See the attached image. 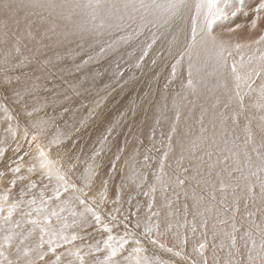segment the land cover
<instances>
[{"label": "rangeland", "instance_id": "obj_1", "mask_svg": "<svg viewBox=\"0 0 264 264\" xmlns=\"http://www.w3.org/2000/svg\"><path fill=\"white\" fill-rule=\"evenodd\" d=\"M2 1L4 2V0H0V5H2L3 3ZM195 1L196 0H187V5L189 7L187 6L186 8L182 9L180 14L177 15L178 17L176 16L177 19L176 17H174L171 20V23L169 22L170 23L169 26H168L169 23L167 25L164 24L165 26H167V27L163 26L166 29L161 27L162 26L161 24L157 25V28L158 27L163 28V29L159 28L161 31H159L160 33L158 32V34L164 33L166 38L160 36L154 40V42L152 43V46L150 47L151 51L154 50V52L151 56H149L148 59L145 58V51L142 57L134 56L135 53H133V55L132 53L131 54L129 53L127 54V56L123 55L122 56L123 60H128L125 67L121 65L123 66V68H120V65L114 62H113L114 64L110 62L108 66L109 70L101 74V77H103L102 81H99V82L97 81V83L99 84H97L94 81V77L97 75V72L93 70L92 71L93 73L91 74L94 77L91 75L87 77V85L84 86L85 88L82 85V81H80V79L81 80L83 79L82 75L80 74V71L78 69H75L76 71L75 70L73 71V68L78 66L76 61H73L72 63H70L69 67H64L68 63L67 58L69 57L70 59V55L71 57L74 56L72 54L73 47L70 45L63 46L62 47L63 50L65 49L63 52L59 46L55 45L57 43L66 42L60 37L61 31L66 26L68 28L73 27L74 24L72 25L70 22L77 23L78 20H76V14L73 16V21L71 20L68 21L66 18L69 16L68 7H63V8L57 7L54 10H49L48 8H41V7H35V8L28 7V8H23V9H14L15 12L17 11V14H14L15 12L12 13L13 10H9L7 14L5 13V11H3L4 15L0 13L2 14L0 15L1 19H4V17L7 16L8 17V18L6 17L7 21H10L12 23L13 21L11 20H14V22L12 23L13 25L10 22H9L10 24L7 23L9 24L10 27L8 26L7 28H1L3 27V24L5 21L3 22L0 19L1 21L0 25L2 24L0 26V37L4 38V39L3 38L0 39V43L1 41L4 40L0 44V54H2L0 56V149L4 150L3 157H0V171L5 172V176L3 178H0L1 179L0 180V195H1L0 197L2 198V202L0 201V208H2V211H0V220H1L0 232L3 233V234L0 233L1 235L0 236V246H3L5 256L8 259L12 260L13 258L12 260L13 264H19V263L27 264L26 262H28L29 260L33 261L34 264H45V261L50 262L51 260L55 259V256L53 255V253L48 251L49 244L47 242L50 239L53 240V244H52L53 247L56 245H60L59 247H56V255H61L63 264H69V262H71V264H79V261L76 259L75 256L69 255V251L75 252L77 249L80 250L81 255H84L85 260L89 262V264H91V262L96 261V260L103 261L104 257L108 255V250L106 249L104 245V241L108 238L109 235L114 237L111 243H113V245L117 247H118V243L121 242L119 240L121 237H124V239L128 240V243L124 245V248L120 252H118L116 257L113 258V260L117 264H136L137 258L142 259L144 257H147L150 264H154V263L155 264H193L195 260H196L195 264H205L204 260L206 264H208L207 262H210L209 264L211 263L217 264L218 262L220 263L221 261H222L221 264H249V262H247L248 261L247 260L248 259L247 249L252 243L251 238L255 239L256 237V239H259L261 237V234L260 232L256 231L257 228L255 224V221H256L255 217L250 218L249 216L251 215V213H248L246 211L244 212L245 209L244 208L242 209L241 207L243 204L245 205L250 204V206L252 207L256 200H258V202L260 201L261 203H263L264 201V195H263L264 191H262V185H264V172L260 170L261 161L259 159V156L257 155V160L259 162L256 160L255 164H253L251 167H247V171L243 167H242L243 170L241 169V167H232L228 169L225 167V170H224L223 169L224 166H221V168L219 166V162L216 158L217 155L214 159L213 158L211 159L210 161L211 164L208 163L205 156H204L205 160L202 159L203 157L202 158L199 157V155L202 152H204L203 147L206 146L208 142L206 143L204 140L202 141L200 139L198 140V138L201 137V135H199L196 139L195 133H190L189 134L190 142H193L195 140L197 142L195 144L196 147L190 146L191 148L188 150V153H187V158H190V155L192 154V160H186V157L184 158L182 156L183 153L181 155L178 153V150H179L178 145H176L177 146L176 148L175 146L172 148L173 153H171L170 159H166L165 154L169 151V150L167 151L168 145L166 143H168L167 139H169L170 135L169 137L164 138L166 140V143H165L164 142L165 140H163L162 137H165L166 135L168 136V134L167 133L163 134L162 129H166V127H165L164 122L161 123V122L156 121L157 120L156 116L159 113L158 112L159 108L156 109L153 107L155 105L154 103L155 100L153 101V95L154 96L157 95V92H158L157 89L159 86H161L160 81L162 84L166 85V88H168L170 85V81H171L170 74L174 75L173 66L175 62L178 60V58L183 53H185V49H192L194 47L193 46L192 48H189V45L192 39V27H193L192 17L195 16L196 14V11H195L196 2ZM256 1L257 0H246V1L245 0H231V2L234 3L233 4L234 7L238 6L241 9L242 8L244 9L246 7V3H250V5H256V4L258 5L259 2L258 1L256 2ZM7 2H9L10 4H14V5L17 4V2L18 4L22 2L27 4L29 3V0H17V1L9 0ZM36 2L43 3L44 0H36ZM47 2L48 1L45 0L44 3H47ZM52 2H54V0H52ZM74 3L81 5L80 7H77L80 12H85L86 8L83 7V5L87 3V0H58V5H61V6H70ZM257 5L254 6V8H256ZM1 9L4 10L2 7H0V11ZM252 9L253 8L251 7V10L249 12L250 15L248 13L246 14L242 13V11L238 12L236 16H231L229 14L226 19H221L220 25H215L213 26V28L220 27L219 30L222 31L220 33L224 34L222 36L223 38H226V36L230 32L236 35L239 34V37H240L239 44L242 46L244 44V36L246 35L247 30L250 27V24H247V22L250 20L252 16V12H253ZM73 10L74 9H71V12H73ZM63 18L66 24L63 22ZM201 19L203 20V17H201ZM190 20H191V23H189ZM15 21L17 24L21 23V25L24 23H27L24 25L25 28L28 27L29 23L31 24L33 23L35 25V29L32 30L29 28L28 30L30 31L29 32L26 31V33H29V35L34 34L38 39H41V27H45L48 38L54 41H58V42L55 44L54 43L52 44L53 48H52V45L50 46L52 49L48 47L47 49L49 51L47 49L41 51L42 49H41V44H40L39 49L37 48H35L36 50L34 49L36 52L34 53L33 48L29 46V44L26 43L27 42L26 39L16 34L17 37L19 36L18 38L20 39V41L24 40L22 44L21 43L22 41L20 42L18 39L13 38V37L16 38V36H13L15 35L14 34L15 29L13 28L16 25ZM175 21L177 22L175 23ZM81 24H76V25H81ZM153 26H156V24H154ZM11 27L13 29H11ZM119 28H120L119 25L117 27H114L115 30ZM3 29H6V30H3ZM229 29H235V30L229 31ZM1 30L3 32L5 31L7 34L9 33L14 41L8 40V39H12L8 35H7L8 39H6V36L4 35L5 32L3 34ZM167 30L168 32H166ZM199 30H200V25L197 23L198 33H199ZM10 31L12 34L10 33ZM20 32L24 34L25 31L22 32L21 30ZM215 32L216 30L213 31V33ZM143 34L144 33H142V35ZM147 34H146V38L145 37L143 38L141 34L136 36L139 38V39L137 38L138 41L139 42L141 41L140 44L142 46L144 45L143 47H146L145 44L147 45V43L149 42ZM140 38L142 39L140 40ZM6 40L9 45L5 43ZM16 42H18L16 46L20 45L23 48L21 50L19 49L18 53H16L17 51L15 52V50L21 47H15L14 44ZM221 42H224V41L222 40ZM210 43L211 42L202 44L200 42V36L198 35L197 43L195 46L201 47V48H208ZM25 44L27 47H25ZM232 44H234V41ZM224 45H225V50H226V44L224 43ZM54 48L55 50H57L56 52L55 51L53 52ZM56 48H58L59 50ZM150 48L147 49L146 51L147 53L149 52ZM24 50H26L27 52H25ZM31 50L33 53L31 52ZM22 51H24L23 52L24 54L22 53ZM60 51H62L63 53ZM30 52L36 57V59L38 58L37 56L39 54L41 55L43 54L44 56H41L36 60L34 59L35 57L32 54H30ZM28 53L30 54L29 55L30 57L28 56ZM48 56L50 57V59ZM18 57L20 60L16 59ZM31 57L33 59H31ZM7 58L10 60H8ZM53 58L57 60L53 61L54 60ZM130 58L132 60H130ZM133 59L135 61H133ZM42 60H44L46 64L48 63L47 61L49 60L54 64L50 63L49 61L50 64H47L49 67H46L47 65L43 63L44 61ZM5 61H8V63ZM232 62L237 65V68L238 67L240 68L242 73L245 70H248L250 68L249 67L247 69H244V68L241 69L240 67L241 64L250 65L249 63L238 61L234 58H232ZM43 64L46 65L45 68ZM60 65L61 67L62 66L63 67L61 68ZM140 65H142V67L139 68ZM57 67H58V70H57ZM64 68L66 69L63 70ZM114 68L116 69V73H114V70H115ZM254 69L256 71H259L261 69V66L255 67ZM23 70H24V73H23ZM118 70L121 71L119 75L117 74ZM56 71L58 72V74L56 73ZM86 72L88 73V71ZM94 72H96V74H94ZM261 74L263 77L264 72H262ZM115 76L119 79V81L123 80L124 83H121L119 85L118 84L113 85V82L115 83L117 81ZM111 77H113V79H111ZM122 77H124V79ZM257 79H258L257 76L253 75L252 88H253V84L256 82ZM65 80H68V82ZM94 82L95 84H97L96 86ZM103 82L106 84H103ZM107 83L108 84L110 83V84L108 85ZM88 87H91V88L93 87V88L90 90ZM241 87L242 88L239 89V93L241 95L237 96L236 94L235 97H237V99L239 98L238 102L240 101L242 102V103L241 102L239 103L241 108L244 111L247 110L246 112H243V115L241 114V116L245 117V118L243 117L246 121L245 125H247L246 127H249L252 137L253 136L255 137L251 140V142L256 147H259V150L257 151L260 153V156L262 158L264 157V131H263L264 129L262 127L264 126V108L260 106L259 102H255L254 99H252V101H249L251 97L249 93L252 92V89L249 90L244 86H241ZM246 95H247V100L244 101V98L246 99ZM145 99L147 100L146 103H145L146 101ZM155 107H157V105ZM235 110L240 114V108L238 104L236 105ZM155 111H157L158 113H156ZM149 116L151 117L147 124V119L149 118ZM173 116H176V114H174ZM254 121L257 123V125L256 124L254 125ZM150 122L153 124V126L150 124ZM159 123L161 125H159ZM162 124H164L163 125L164 128H162ZM145 127L148 129H146ZM149 127L152 128V131L151 129L149 130ZM216 129L218 130L217 127ZM139 130H142V133H140V135H139V132L141 131ZM144 130L146 131V133ZM240 130L242 131L241 128ZM225 131L226 132L228 131L227 127L225 128ZM160 133H162L164 136H162V134ZM150 134H153V135L155 134L154 135L155 139L153 138L155 141L152 139L153 135H150ZM221 134L222 133H220V135ZM247 135H248V131H247ZM33 137H35V140H33ZM225 137L224 135L222 136L223 139ZM148 138L150 140H148ZM202 138L206 139L207 137L203 136ZM206 140L208 141V139ZM161 142L163 143V145ZM165 144L167 146H165ZM199 146L201 147V149H198ZM18 148H19V151H17ZM121 148L124 149L123 152H119V149ZM219 148L220 147H217L218 154H219ZM33 149L35 151H32ZM38 149H43V151L45 152L46 160L51 162L49 163L53 167V172H58L59 175L63 176L64 181L58 182L54 178V176L51 178V180H49V178L45 174H43V172H40V170L38 169L39 165L35 164L36 160L38 161L37 163L40 164L42 159H45V158L44 157L39 158ZM36 150L38 151V153L36 152ZM199 150L202 152L197 154ZM231 150L233 152V155L235 156L233 147ZM9 152L11 154H9ZM35 152L37 154H35ZM118 154L120 158L117 160L116 157ZM195 154H197V156L199 157L197 161L200 162V160L202 159V161L200 162L201 164H205L206 162L207 164H209V166L212 165L213 170H216V167H217V170H219L218 172L213 173L214 176L212 175L213 176V177L211 176L212 178L210 177V179H214L216 177L217 178L215 180L210 181V183L212 181L213 182L215 181L216 186H215V183L213 185V182L210 184L209 190H211V188L212 190L210 191L211 194L209 196H207L202 191V188H203L202 184L203 186L207 185L206 184L207 179L203 177L202 172H199V169L203 167L195 168V172H197L196 174L197 177L195 176L196 179L194 178L195 182L194 181L193 182L196 185L193 188V185L191 183L187 185V183L191 182L192 180L191 179L192 176L189 175L190 171L189 173L187 172L189 168L188 169L185 168V172H182L180 171L181 170L180 168L178 170L176 167L173 166L176 164L182 165L183 163H193L195 161ZM203 155H205V153H203ZM203 155H200V156H203ZM12 156L14 159L12 158ZM6 157H9V158L11 157V161L9 160V158L6 159ZM20 157H23V159L21 160ZM130 157H134V158L130 159ZM145 157H147V159H145ZM113 162H115V169H113L112 167ZM161 163H163V170H161ZM18 164L20 165L19 173L13 174L12 172L6 170V166L8 168H14ZM146 165L147 166L150 165L149 168ZM235 166H236V163H235ZM29 167H32L34 169L31 173L28 172ZM205 170L206 169H204L205 173L210 172L209 169H207L206 171ZM162 171L166 174L167 176L166 178L169 179V181L168 179H166L168 181V184L171 181L175 180L176 178H177L176 179L177 182L180 180H183L184 183L182 185V188L184 184L186 183L185 184V186L187 185L186 188H190L191 190V191L189 190V192L191 193L192 190L193 192L197 191L196 194L200 195L201 201H205L206 204H203L204 202H201V201H200L201 203H199L198 199L200 200V198L197 199L196 197H192L191 194L189 197H187L186 194H184V192L178 189L177 185L175 188L169 189L171 188L170 186L172 184L167 185V182H166V185H165L161 183L162 181L160 180H162V178H160V180H158L160 182H158L157 177L161 176L159 174L162 173ZM225 171H227V173L231 174L232 176L231 177L232 180H230V182L226 181V174L224 173ZM41 173L43 175H41ZM198 173H200L201 175H198ZM217 173L218 175L216 176ZM180 174L183 176H181ZM20 176L25 177V179L23 180L19 179L18 177ZM257 176H259L260 178ZM32 177H34V179ZM14 178L16 179V183L13 186L10 184V181ZM220 178L222 179V181L220 180ZM199 179L201 182L199 181ZM2 180L4 183H2ZM44 181L45 182L48 181V183L45 184ZM29 182L36 183L35 184L36 187L29 188L28 187ZM139 182L140 183L142 182V183L140 184ZM58 183L60 185L61 196H60V199L57 200L55 198L54 189L57 187ZM65 183L68 186L67 191H64L63 189ZM158 183L161 184V186ZM72 185H75V187L73 188ZM259 185L261 188H259ZM163 186H165L166 188L168 186L169 188L165 189V187L163 188ZM196 186H198L197 189H196ZM153 189H155V191H153ZM174 189H176L180 193L179 195L180 199H178V197L176 198V193H174ZM161 190H164L163 192H166V191L169 192V190H171L170 192H173V194L175 195L173 196V198H171L173 194L170 196L169 194H167L170 198L167 197V199H165L162 196H160L161 195L160 193H162ZM158 192L160 193L158 194ZM7 194H8L7 196L8 199L3 200V196ZM41 194H43V197L45 200L46 198L51 197L50 199L51 201L47 199L48 200V201L46 200L47 203L42 205L40 202ZM101 194H103V196ZM64 196L66 197V200ZM77 197L79 199H77ZM24 198L27 200H25ZM33 198H35L37 205L36 204L33 205L29 203L30 202L29 199L32 200ZM61 198H62V202H61ZM182 198L188 200L187 203L188 202L193 203V205H196V206H200V205L207 206L206 209H202L199 211L200 213H198V215L200 217H202L201 214L203 216L207 215L206 213H203V212L208 211V213H210L213 210V212H211L213 214V215L211 214L213 218H217V216L219 215L218 218L220 217L224 219V220L221 219L222 222H225L223 223L224 225L233 228L231 229V232L235 236L236 243L234 246L232 243L233 241H231L232 239L230 238V235H228V233H230L229 231H227L228 232L227 234L224 233L225 235V236L223 235L224 237L222 236V238L224 239L222 238L220 239L221 241L223 240L222 241L223 247L228 249V252L226 253L230 255L227 256V254L223 252L219 253L221 251H217L218 253L216 252V257L218 258L220 255H222V258L220 257L221 261L216 260L212 262V260L213 259L215 260V258H212V259L209 258L210 261L209 259H207L209 256L210 257L212 256L210 255L211 250L209 249V246H207L208 243L207 242L204 243L205 240H207L205 239L207 235L206 233L207 229L205 228L207 226L203 224L205 225L203 229L202 227H199V226L196 227V228L199 227L198 229L191 228L193 227L194 223L192 222L190 218H188L189 217L188 209L186 207L183 209L180 207V200ZM195 198L197 199V201L195 200ZM162 199L166 201L164 202ZM9 200L12 201V202L10 201L12 205L14 204L17 205L12 210V215L10 217L8 216V212H9V209L12 208V206L9 208H7L6 206L7 205L6 203ZM81 200L84 201L83 204L80 203ZM159 200L163 202H160ZM65 201H67L68 204L65 203ZM126 201L128 202L127 204H126ZM3 203L4 205H2ZM162 203L163 204L168 203V204L163 205ZM169 204H171L170 206H173L176 210H174V208L172 209V207H169ZM26 205L28 206V208ZM38 205H41V206H38ZM44 205H47V206H44ZM129 205L131 206L133 205L136 208L131 207ZM162 205L164 206L163 209H161ZM208 206L211 208V210L208 208ZM37 207H40L43 209L46 208L45 211L49 215L51 214L50 212L52 211H55L58 215L51 216L50 223L44 224L43 223L44 213L42 212L38 214L35 210ZM103 207L105 208V210ZM253 208H256V207H253ZM61 209H63V211H61ZM89 209H91V211H89ZM215 209H217L216 212H215ZM162 210H165V211L162 212ZM93 213H96L97 215H99L100 217L99 222H96ZM81 214L83 215L85 219H87L88 223H86L85 226L84 224H82V222L84 221L81 218ZM183 214L186 215V218ZM129 215L132 217L131 221L129 220L130 218ZM156 215L160 217L162 216L161 218H163L162 221L164 222V225L162 224V228H164L166 225L165 227L166 230L170 228L171 226H173V223H174L172 222L173 220L176 221L174 227H176L177 232L172 233L173 237L175 238V239L174 238L172 239L175 240L176 246H172L170 244L169 246L168 243L166 242H163V241L161 242V240L154 239V236H153L154 230H151L149 228V225H150V217L156 216ZM221 215L222 216L224 215V216L221 217ZM164 217L165 219L168 218L167 222H165L166 220L164 219ZM174 217L179 218L180 222L177 218L174 219ZM181 218L183 219L181 220ZM32 219H39L41 221V226L46 227L49 230L48 233L44 234L43 239L44 241L46 240L45 241L46 243L45 242L43 243L42 248L37 247L38 245L41 244L40 228L29 223V221ZM219 219H217V222L219 223V225H221V221ZM242 219H243V223H241L242 221L240 222L238 221ZM12 220L14 221V224L17 222L15 225L21 223L20 224L21 228L19 227V225H18V228L15 227ZM25 222L27 225H25ZM8 223L9 225L7 226ZM168 223H170V225ZM65 224H67L68 226L64 227ZM11 225L13 226V228L18 229V230L14 229L15 232L18 231V233L11 232L10 230V228L12 229ZM22 225H25L26 227ZM99 225L100 226L102 225V226L100 227ZM105 225H107L108 228L113 232L105 231L104 229ZM125 225H127V229L125 228ZM2 227L5 230H3ZM22 228L24 230H22ZM31 229L33 230L31 231ZM78 229H80L81 231ZM165 229H163V233L165 232L164 231ZM204 229L205 231L202 232V230ZM14 230L12 229V231ZM27 230H29V232L26 233L28 236L27 235L23 236V234L25 235V231ZM237 230L239 233L237 232ZM239 230L241 231V234ZM197 231H199L200 234H197L198 233ZM10 232L13 233L14 235L12 236ZM22 232L23 234H21ZM102 232H105V233L107 232V234L104 233V237H103ZM201 232L204 233V236L203 234L201 235ZM235 233H237L238 235ZM113 234L115 236H113ZM155 234L156 236L165 239V234L163 235L162 234L160 235L159 233H155ZM3 235L5 236L3 237ZM16 235L17 236L19 235V237H17ZM62 235L65 237H69L70 242L65 243V241L60 238ZM71 235H76L77 239L74 241H71ZM184 235L185 236L188 235V236L185 237ZM194 235H198L197 236L198 238L201 237L200 238L201 240L193 239ZM7 236H11L10 242L5 241V237ZM26 237H29V239H27ZM92 237L94 239H92ZM100 238L102 240H100ZM240 238H241V242L239 240ZM168 239L172 240L171 238H168ZM17 240H18V243H17ZM77 240H79V242H77ZM137 240L139 241L138 244L136 243ZM182 240L183 241L185 240L188 244H186L185 241L183 242ZM189 240L193 243V247L188 246V245H191V242L189 243ZM93 241H94V244L92 243ZM152 241H156V243H153ZM202 242L206 246L204 245L205 248L203 247V249H200V245L203 244ZM27 243H29L30 245ZM236 244H238L240 248ZM34 245H35V248H33ZM161 245H163V247H161ZM95 246H100L101 248L95 247ZM216 246L220 248L219 240L214 246L215 247L214 250L219 249ZM171 247L172 248L174 247V248L172 249ZM97 248H99L100 251L101 249L102 250L106 249L105 251H103L104 256L102 255V257H100L101 252L96 251ZM137 248H140L141 251L136 252L135 249ZM242 248H244V250ZM26 249L31 250L29 251L28 256L24 255V252ZM168 249H171V251H169ZM183 249H185V251ZM242 251L244 254H242ZM177 252H179L180 255H176ZM206 252H207V255L209 254L208 257L206 256ZM254 252L255 251H253L252 253L253 257L256 254V252L255 253ZM38 253H46L45 261H40V259H38V255H37ZM238 254L240 257L238 256ZM196 255H198L199 257ZM201 257H204V258H201ZM241 257L245 259L243 260ZM255 257L254 259H257ZM235 261H237L238 263ZM256 264H258V261H256Z\"/></svg>", "mask_w": 264, "mask_h": 264}, {"label": "bare ground", "instance_id": "obj_2", "mask_svg": "<svg viewBox=\"0 0 264 264\" xmlns=\"http://www.w3.org/2000/svg\"><path fill=\"white\" fill-rule=\"evenodd\" d=\"M7 1H9V0H7ZM17 1V0H16ZM48 1V0H47ZM246 1V0H245ZM258 2H260V0H257ZM256 1V2H257ZM3 2V1H2ZM44 2H45V0H44ZM43 2V3H44ZM122 2H123V0H104V3L105 4H111V3H115V4H122ZM196 2V1H195ZM9 3V2H8ZM54 3L55 4H57L58 5V0H54ZM17 4H18V2H17ZM232 4H234V3H232ZM257 5V4H256ZM256 5H250V3H246V7L243 9V11H242V13H248L249 14V12H250V10H251V7L253 8L252 10H253V12H252V16H251V18H250V20L247 22V24H250V27H249V29L247 30V33H246V35L244 36V44L239 48V49H237L236 48V45L237 44H239V41H240V37H239V34H234V33H232V32H230L227 36H226V38H223L222 36L224 35V34H222V33H220V32H222L221 30H219L220 29V27L219 28H214V30H216V32L215 33H213V35L216 37V42H217V44L216 45H214L213 43H210V45L208 46V48H201V47H196V46H194L192 49H185V53H183L179 58H178V60L177 61H179V63H177V61L175 62V69H173V72H174V75H172V74H170V85H169V87L168 88H166V85H164V84H162L161 83V81H160V84H161V86H159L158 87V89H157V95H153V101H154V103H155V105L153 106L154 108H156V109H158V112L157 111H155L156 113H158V115L156 116V121H158V122H164V124H165V127H166V129H168V130H166V129H162V128H164L163 127V125L164 124H162V130H163V134L165 133H167L168 134V136L166 135L165 137H162L163 138V140H165L164 138H166V137H169V135H170V137H169V139H167L168 140V143H166V140L164 141L167 145H168V147H167V153H166V159H170V155H171V153H173L172 152V148L175 146V148L177 147L176 145H178L179 146V150H178V153L181 155L182 153V156L185 158L186 157V160H192V154L190 155V158H187V153H188V150L191 148V147H196V140L195 141H193V142H190V138H189V134L190 133H195V136H196V139H197V137L199 136V135H201V137H199L198 138V140L200 139L201 141L202 140H204L206 143L208 142V144H206V146H204L203 148V150H204V152H202V151H200L199 150V152H197V154L198 153H201L200 155H203V153H205V155H203V156H200L199 155V157H203L202 159L203 160H205L204 158L206 157V159H207V161H208V163H210V161H211V159L213 158H215L216 157V155H217V160H218V162H219V166H220V168H221V166H224V170H225V167L228 169V168H232V167H241V169H242V167L247 171V167H251L253 164H255V162H256V160H257V155L259 156V159H260V161H261V156H260V153L257 151V150H259V147H256L252 142H251V140L253 139V138H255L254 136L252 137V134H251V132H250V130H249V127H246L247 125H245V123H246V121H245V117L243 118L242 116H241V114L243 115V112H246V111H244L242 108H241V106H240V102H238V99H237V97H235L236 96V91H237V88H236V82L234 81V78H233V75H232V72L230 71V69H231V65L233 64V62H232V58H234V59H236V60H238V61H242V62H245V63H249L250 65H244V69H247V68H249L248 70H245L243 73H246V72H248V71H256L254 68L255 67H264V65H262L261 64V62L259 61V56L261 55V53H264V43H260V44H255V43H252L253 41H257V40H259V38H260V36L261 35H264V12H261V13H259L258 15H259V19H257V23H256V27L255 28H253L252 27V24H251V22H252V20L253 19H255L256 17H257V13L254 11V6H256ZM234 6V5H233ZM189 7V6H188ZM3 11H5V10H2L1 9V11H0V13H4ZM90 9H88V8H86V10H85V12H80L79 11V9L78 8H74V10H73V12H71V14H70V17L69 18H67V20L69 21V20H71V21H73V16L76 14V20H78L77 21V23H72V22H70L72 25L74 24V26L73 27H70V28H68L67 26L65 27V28H63L62 29V31H61V34H60V37H61V39H63V40H65L66 42H63V43H57L58 41H54V40H52V39H49L48 38V35H47V31H46V29H45V27H41V39H38L34 34H30L29 35V33H26V31L27 32H29L30 30H28L29 28L30 29H32V30H34L35 29V25L32 23H29L28 24V27L27 28H25L24 27V25L25 24H27V23H24V24H22L21 25V23H19V24H17L16 23V21H15V23H16V25L13 27L15 30H14V34L15 35H13V36H16V38L15 37H13L14 39H18L19 41H20V39L18 38L19 36H21V37H23L24 39H26V43L27 44H29V46H31L32 48H33V52L34 53H36L35 52V48H37V49H39V45L41 44V51H43V50H45V49H47L48 47L49 48H51L50 46L54 43H57V44H55V45H57V46H59L60 47V49L64 52V50H63V46H66V45H70V46H72L73 47V49H72V54L74 55L73 57H71V55H70V59H69V57L67 58L65 55V57L68 59V63L66 64V66H64V67H69V64L70 63H72L73 61H76V63L78 64V66H76V67H74L73 68V71L75 70V69H78L79 71H80V74L82 75V77H83V79L81 80L80 79V81H82V85H83V87L85 86V85H87V77L89 76V75H91V76H93L91 73H93L92 71L93 70H95L96 72H97V75L94 77V81L97 83V81L99 82V81H102V78L103 77H101V74L102 73H104V72H106V71H108L109 70V68H108V66H109V64H110V62H114V63H116V64H118V65H120V68H123V66L125 67V65H126V63L128 62V60H123V55H126L127 56V54H131L132 53V55H133V53H135L134 54V56H143V54H144V51H147V49H149L150 47H148V45H151L152 46V43H153V41L157 38V37H160V36H162V37H165L166 38V36H165V34L164 33H162V34H158V32L159 31H161L159 28H161V27H163V26H165L164 24H163V22L162 21H155L154 23H142L139 19H136L135 21H132V20H128V19H125V20H123V21H121V20H119L117 17L119 16V15H122L123 13H122V11L121 12H113L110 16L109 15H107V10L106 9H102L101 10V12L102 13H104V17H105V20H106V24H105V27L103 28V29H95L94 30V24H99V19H97L95 22H93L91 19H90V15H89V13H90ZM15 12V10H13V12L12 13H14ZM183 12H184V10H183ZM2 14H0V15H2ZM10 14H11V12H10ZM10 14H9V16H10ZM14 14H17V11L14 13ZM13 14V15H14ZM4 15V14H3ZM250 15V14H249ZM7 17V16H6ZM6 17H4V19H1L3 22L5 21V20H7V18ZM12 17V16H11ZM178 17V16H177ZM177 17H176V19H177ZM250 17V16H249ZM193 18V17H192ZM9 20V19H8ZM11 20V19H10ZM180 20H181V18H180ZM11 21H13L14 22V20H11ZM184 21V20H183ZM1 22V21H0ZM10 21H7V23H9ZM12 22V23H13ZM63 22L65 23V21H64V18H63ZM172 22H174V21H172ZM177 21H175V23H176ZM202 22V19H201V17H197V23L200 25V23ZM221 19L220 20H217L216 21V23L214 24V26L215 25H220L221 23ZM11 23V22H10ZM9 23V24H10ZM11 23V24H12ZM81 23H83V24H81ZM170 23H171V21H170ZM170 23L168 24V26L170 25ZM189 23H191V20H190V22ZM193 23V22H192ZM9 24H8V26H9ZM66 24V23H65ZM76 24H81V25H76ZM154 24H156V26H153ZM162 25L161 27H158L157 28V25ZM183 24H184V22H183ZM2 25V24H1ZM0 25V26H1ZM13 25V24H12ZM120 26V28L119 29H117V30H115L114 29V27H117V26ZM190 25V24H189ZM20 26V27H19ZM173 26V25H172ZM10 27V26H9ZM11 27V29H13ZM165 27H167V26H165ZM1 28H4V27H1ZM21 28V29H20ZM164 28V27H163ZM163 28H161V29H163ZM164 29H166V28H164ZM3 30H6V29H3ZM22 30V32L23 31H25L24 32V34L23 33H21L20 31ZM244 30V29H243ZM11 31H13V30H11ZM11 31H10V33H11ZM148 31H149V33H148ZM1 32H3L2 30H1ZM5 32V31H4ZM4 32H3V34H4ZM8 32V31H7ZM20 32V33H19ZM165 32V31H164ZM166 32H168V30L166 31ZM6 33V32H5ZM19 33V34H18ZM142 33H144L143 35H145V36H143L142 35ZM148 33V34H147ZM160 33V32H159ZM170 33V32H169ZM169 33H168V35H169ZM12 34V33H11ZM19 35L18 37H17V35ZM141 34V36L144 38H146V34H147V37H148V43H147V45L145 44V46L146 47H143L141 44H140V42L138 41V37H136V36H138V35H140ZM167 34V33H166ZM5 35V34H4ZM8 36H10V34L8 33L7 34ZM164 35V36H163ZM172 35V34H171ZM3 36V35H2ZM153 36V37H152ZM242 36V35H241ZM5 37V36H4ZM11 37V36H10ZM20 37V38H21ZM150 37H152V38H150ZM169 37V36H168ZM170 37H172V36H170ZM1 38H3V37H0V39ZM12 38V37H11ZM13 38L12 39H8V37L6 36V39H8V40H13ZM22 38V39H23ZM138 38V39H137ZM4 39V38H3ZM137 39V40H136ZM142 38H140V40H141ZM137 42H136V41ZM167 40V39H166ZM224 41V43L226 44V50H225V57H226V59L225 60H220V59H218V56H217V52H218V47H217V45L219 44V42H221V41ZM4 41V40H3ZM3 41H1V43L3 42ZM14 41V40H13ZM12 41V42H13ZM16 41V40H15ZM22 41V40H21ZM20 41V42H21ZM24 41V40H23ZM23 41L21 42L22 44H23ZM29 41V42H28ZM143 41V40H142ZM233 41H234V44H232L233 43ZM19 42V43H20ZM0 43V44H1ZM5 43L6 44H8L7 43V40L5 41ZM4 43V44H5ZM18 42H16L14 45H15V47H21V48H18V49H23L22 48V46H16V44H17ZM20 43V44H21ZM11 44V43H10ZM157 44H158V42H157ZM184 44V43H183ZM9 45V44H8ZM7 45V46H8ZM240 45V44H239ZM13 46V45H12ZM3 47V46H2ZM25 47H27L26 46V44H25ZM7 48V47H6ZM52 48H53V45H52ZM51 48V49H52ZM65 48V47H64ZM70 48V47H69ZM8 49H10V48H8ZM27 49V48H26ZM35 49V50H34ZM50 49V50H51ZM56 49H58V48H56ZM3 50V49H2ZM29 50V49H28ZM48 50V49H47ZM59 50V49H58ZM8 51H10V50H8ZM7 51V52H8ZM25 52H27L26 50H24ZM24 51H22V53L24 52ZM49 51V50H48ZM52 51V50H51ZM56 52L57 50H55V48H54V50H53V52ZM62 51H60V52H62ZM15 52H16V50H15ZM14 52V53H15ZM31 52H32V50H31ZM30 52V54H32ZM62 52V53H63ZM70 52V51H69ZM153 52H154V50L153 51H151V48H150V50H149V52L147 53V55H145V58H149V56H151L152 54H153ZM16 53H18V52H16ZM21 53V54H22ZM38 53V52H37ZM66 53V52H65ZM64 53V54H65ZM230 53V54H229ZM6 54V53H5ZM24 54V53H23ZM29 53H28V56L30 55ZM55 54H57V53H55ZM60 54V53H59ZM2 54H0V56H1ZM33 55V54H32ZM40 55V56H39ZM37 57L39 58V57H41V56H44L43 54L41 55V54H39ZM48 55V54H47ZM62 55V54H61ZM60 55V56H61ZM3 56H4V54H3ZM18 56V55H17ZM34 56V55H33ZM32 56V57H33ZM55 56V55H54ZM53 56V57H54ZM63 56V55H62ZM22 57H23V55H22ZM26 57V56H25ZM30 57V56H29ZM31 57V59H33ZM49 57V56H48ZM252 58L251 60L249 59V58ZM37 58V59H38ZM42 58H44V57H42ZM46 58V57H45ZM136 58V57H135ZM8 59V58H7ZM16 59H18V60H20L19 59V57L18 58H16ZM30 59V60H31ZM34 59H36V57L34 58ZM36 59V60H37ZM49 59H50V57H49ZM54 60L53 61H55V60H57V59H55V58H53ZM125 59V58H124ZM141 59V58H140ZM8 60H10V59H8ZM18 60H16V61H18ZM22 60H24V59H22ZM130 60H132L131 58H130ZM129 60V61H130ZM14 61V60H13ZM40 61V60H39ZM42 61H44V60H42ZM50 61V60H49ZM49 61H47L48 63L47 64H50V63H52L51 61H50V63H49ZM133 61H135L134 59H133ZM5 62H7L8 63V61H5ZM58 62V61H57ZM13 63V62H12ZM40 63V62H39ZM43 63H45L46 64V62L44 61ZM113 63V64H114ZM134 63V62H133ZM137 63V62H136ZM14 64H15V62H14ZM42 64V63H41ZM46 64V65H47ZM52 64H54V63H52ZM51 64V65H52ZM60 64V63H59ZM115 64V65H116ZM44 65V64H43ZM46 65H44V68H45V66ZM50 65V66H51ZM121 65H123V66H121ZM189 65H191L192 67H191V71H192V76H191V79L193 80V86L192 87H189L188 86V80H189ZM46 67H49L48 65L46 66ZM53 67H54V65H53ZM53 67H52V69H53ZM60 67H61V65H60ZM63 67V66H62ZM61 67V68H62ZM117 67V66H116ZM119 67V66H118ZM127 67V66H126ZM140 67H142V65H140L139 66V68ZM129 68V67H128ZM66 68H64L63 70H65ZM115 69V68H114ZM126 69V68H125ZM238 69V71H241L240 70V68L238 67L237 68ZM49 70V69H48ZM54 70H56V69H54ZM57 70H58V67H57ZM60 70V69H59ZM70 70V69H69ZM31 71V70H30ZM41 71V70H40ZM76 71V70H75ZM86 71H88V73L86 72ZM170 71V70H169ZM47 72V71H46ZM52 72H53V70H52ZM67 72V71H66ZM96 72H94V74H96ZM242 72V71H241ZM13 73V72H12ZM18 73V72H17ZM22 73V72H21ZM23 73H24V70H23ZM30 73H32V72H30ZM44 73V72H43ZM56 73L58 74V72L56 71ZM60 73V72H59ZM70 73V72H69ZM79 73V72H78ZM114 73H116V69L114 70ZM113 73V74H114ZM121 73V71L120 70H118V72H117V74L119 75ZM123 73V72H122ZM125 73V72H124ZM130 73H131V71H130ZM242 73V74H243ZM64 74V73H63ZM111 74H112V72H111ZM66 75V74H65ZM105 75V74H104ZM128 75V74H127ZM33 76V75H32ZM40 76V75H39ZM74 76V75H73ZM112 76H114V75H112ZM121 76V75H120ZM124 76V75H123ZM159 76V75H158ZM254 76H256V75H254ZM11 77V76H10ZM116 77V76H115ZM123 79H124V77H122ZM160 78V77H159ZM257 80H256V82L253 84V88H252V92L251 93H249L250 95H251V97H250V100L249 101H252V99H254L255 100V102H259V104L260 105H264V101H261L260 100V93H259V89H260V86H261V84L262 83H264V76L262 77V74L260 75V76H257ZM72 79V78H71ZM111 79H113V77H111ZM116 79H117V81H119V79L116 77ZM89 80V79H88ZM90 80H91V78H90ZM89 80V81H90ZM65 81H67L68 82V80H65ZM111 81H113V80H111ZM110 81V82H111ZM113 82V85H115V84H121V83H124V81L123 80H120L119 82ZM152 81V80H151ZM95 82H94V84H95ZM105 82V81H104ZM103 82V84H106V83H104ZM72 83V82H71ZM112 83V82H111ZM97 84H99V83H97ZM97 84H95V86L97 85ZM108 84V83H107ZM110 84V83H109ZM108 84V85H109ZM100 86V85H99ZM107 86V85H106ZM78 87V86H77ZM87 87V86H86ZM108 87V86H107ZM110 87V86H109ZM85 88V87H84ZM90 90L93 88H91V87H88ZM118 88V87H117ZM133 88V87H132ZM242 87H240V89H241ZM100 89V88H99ZM103 89V88H102ZM112 89V88H111ZM77 90V89H76ZM84 90V89H83ZM106 90V89H105ZM108 90V89H107ZM83 92H85V91H83ZM82 92V93H83ZM104 92V91H103ZM79 93V92H78ZM106 93V92H105ZM116 93V92H115ZM85 94V93H84ZM83 94V95H84ZM104 94V93H103ZM78 95V94H77ZM82 95V94H81ZM241 95V94H240ZM49 100V99H48ZM146 100V99H145ZM147 100H148V98H147ZM147 100L145 101V103L147 102ZM242 100V99H241ZM247 100V95H246V99L244 98V101H246ZM151 101V100H150ZM75 102V101H74ZM52 103V102H51ZM50 103V104H51ZM149 103V102H148ZM242 103V102H241ZM77 104V103H76ZM238 104V106H239V108H240V114L235 110V107H236V105ZM145 105V104H144ZM157 105V107H155ZM262 108H264V106H261ZM149 108V107H148ZM130 109V108H129ZM144 109V108H143ZM151 109V108H150ZM149 109V110H150ZM251 109H252V107H251ZM153 110V109H152ZM154 111V110H153ZM57 112V111H56ZM249 112H250V110H249ZM174 114H176V116H173ZM51 115V114H50ZM146 115V114H145ZM63 116V115H62ZM69 116V115H68ZM152 116H154V115H152ZM150 117L151 116H149V118L147 119V124H148V122H149V119H150ZM154 118V117H153ZM9 119V118H8ZM145 121V120H144ZM155 121V122H156ZM5 122V121H4ZM132 122V121H131ZM152 122V121H151ZM150 122V124L153 126V124ZM157 122V123H158ZM30 123V122H29ZM145 123V122H144ZM8 124V123H7ZM155 124V123H154ZM257 125V123L254 121V125ZM146 125V124H145ZM151 125H150V127H151ZM157 125V124H156ZM155 125V126H156ZM159 125H161L160 123H159ZM149 126V125H148ZM245 126V127H244ZM142 127V126H141ZM149 127V130L151 129V131H152V128H150ZM158 127V126H157ZM159 127H161V126H159ZM216 127L218 128V130L216 129ZM227 127V129H228V131L226 132L225 131V128ZM263 127V129H264V126H262ZM261 127V128H262ZM146 128V127H145ZM240 128L242 129V131L240 130ZM146 129H148V128H146ZM160 129V130H161ZM148 130V131H149ZM164 130H165V132H164ZM261 130V129H260ZM139 131H141V132H139V135H140V133H142V130H139ZM145 131V130H144ZM155 131V130H154ZM169 133H168V132ZM247 131H248V135H247ZM262 131V130H261ZM264 131V130H263ZM262 131V132H263ZM13 132V131H12ZM145 133H146V131H145ZM151 133V132H150ZM153 133H155V132H153ZM156 133H157V131H156ZM159 133V132H158ZM220 133H222L221 135H220ZM225 133H226V135H225ZM148 134H149V132H148ZM160 134H162V133H160ZM162 134V136H164ZM24 135V134H23ZM146 135V134H145ZM150 135H153V134H150ZM155 135V134H154ZM152 136V139L155 137V136ZM159 135V134H158ZM224 135V139L222 138V136ZM207 137L206 139H208V141L204 138H202V137ZM151 137V136H150ZM259 137V136H258ZM202 138V139H201ZM18 139H19V137H18ZM155 139V138H154ZM153 139V140H154ZM148 140H150L149 138H148ZM153 140H151V141H153ZM157 140V139H156ZM163 140H162V142H163ZM155 141V140H154ZM256 141V140H255ZM31 142V141H30ZM29 142V143H30ZM157 142V141H156ZM160 142V141H159ZM161 142V143H162ZM155 143V142H154ZM36 144V143H35ZM150 144V143H149ZM165 144V146H167ZM252 144V145H251ZM6 145V144H5ZM132 145V144H131ZM162 145H163V143H162ZM191 146V147H190ZM198 146V145H197ZM201 146V145H200ZM199 146V148L198 149H201V147ZM29 147V146H28ZM43 147V146H42ZM151 147V146H150ZM217 147H220L219 148V154H218V152H217ZM232 147H233V149H234V152H235V156L233 155V152H232ZM8 148V147H7ZM154 148V147H153ZM164 148V147H163ZM30 149V148H29ZM36 149V148H35ZM146 149V148H145ZM27 150V149H26ZM173 150H175V149H173ZM30 151V150H29ZM32 151H35L34 149L32 150ZM38 151H39V149H38ZM38 151L36 150V152L38 153ZM153 151V150H152ZM35 152V154H37ZM9 154H11L10 152H9ZM20 154V153H19ZM34 154V153H33ZM39 154V153H38ZM129 154V153H128ZM165 154V153H164ZM197 154H195V161L193 162V163H183L182 165H179V164H176V165H173L174 167H176L178 170H179V168L181 169L180 171H182V172H185V168H189V170L187 171L188 173H189V171H190V173H189V175L190 176H192V180H191V182H188L187 183V185H189L190 183L193 185V188H194V186L196 185V184H194V178H195V176H196V174H197V172H195V168L196 167H203V168H198L199 169V172H202L203 173V177H205V179H207V182H206V184L207 185H204L203 186V184H202V191L207 195V196H209L211 193H210V191L212 190V188H211V190H209V187H210V184L213 182H211L210 183V181L211 180H215L216 178H214V179H210V177L213 175V173H216V172H218L219 170H217V167H216V170H213V168H212V165L211 166H209V164H207L206 162H205V164H201L200 162L202 161V159L200 160V162L199 161H197L198 160V156H197ZM7 156V155H6ZM16 156V155H15ZM145 156H147V155H145ZM205 156V157H204ZM29 157V156H28ZM7 158H9V157H6V159ZM12 158H13V156H12ZM17 158V157H16ZM39 158H40V156H39ZM45 158V157H44ZM165 158V157H164ZM14 159V158H13ZM25 159V158H24ZM37 159V158H36ZM9 160L11 161V157L9 158ZM42 160H44L45 162H46V164H47V168H44V169H42L41 167H40V164L39 163H37L38 161L36 160V163L35 164H38L39 165V167H38V169L40 170V172H43V174H45L46 172H47V170H48V168H50V169H52L53 170V167L50 165V161H48V160H46V158L45 159H42ZM216 160V159H215ZM258 161V160H257ZM50 162V163H49ZM56 162V161H55ZM218 162H217V164H218ZM259 162V161H258ZM54 163V162H53ZM213 163V162H212ZM216 163V162H215ZM235 163H236V166H235ZM211 164V163H210ZM215 165V164H214ZM55 166V165H54ZM147 166V165H146ZM150 166V165H149ZM149 166H147L148 168H149ZM173 167V168H174ZM214 167V166H213ZM186 169V170H187ZM204 169H209V171L210 172H208V173H205L204 172ZM145 170V169H144ZM205 170V171H206ZM223 170V171H224ZM232 170V169H231ZM243 170V169H242ZM165 171V170H164ZM173 171V170H172ZM39 172V171H38ZM161 172V171H160ZM179 172V171H178ZM177 172V173H178ZM186 172V173H187ZM241 172V171H240ZM244 172V171H243ZM264 172V171H263ZM24 173V172H23ZM225 174H226V181L227 182H230V180H232L231 179V174H228L227 173V171H225L224 172ZM246 173V172H245ZM27 174V173H26ZM33 174V173H32ZM42 173H41V175H43ZM224 174V175H225ZM159 175H161L160 176V178H162V180H160V181H162L161 183H163V184H165L166 185V182H167V185H169V184H172L170 187L171 188H169L168 186H167V188L165 187V186H163V188L165 187V189H172V188H175L176 187V185L178 186V189L180 190V191H182V192H184V194H186V196L187 197H189L190 196V194L192 195V197H196L197 199L198 198H200L201 196L200 195H198V194H196L197 193V191L196 192H193V190H192V192L190 193L189 192V190H190V188H186V186H185V184H184V186H183V188H182V185L183 184H180V183H178L177 182V178L175 179V180H173V181H171V182H173V183H169L168 184V181H169V179L168 178H166L167 176H166V174L162 171V173H160ZM170 175V174H169ZM181 175V174H180ZM185 175V174H184ZM198 175H201L200 173H198ZM218 175V173L216 174V176ZM262 175V174H261ZM31 176V175H30ZM73 176V175H72ZM149 176V175H148ZM181 176H183V175H181ZM214 176V175H213ZM212 176V177H213ZM220 176V175H219ZM36 177H38V176H36ZM135 177V176H134ZM154 177V176H153ZM186 177V176H185ZM197 177V176H196ZM211 177V178H212ZM221 177V176H220ZM222 177H224V176H222ZM257 177H259V176H257ZM33 179H34V177H32ZM44 178V177H43ZM54 178H55V176H54ZM183 178V177H182ZM189 178V177H188ZM200 178H202V177H200ZM260 178V177H259ZM166 179H168V181L166 180ZM196 179V178H195ZM204 179V180H205ZM218 179H219V177H218ZM1 180V179H0ZM40 180V179H39ZM71 180V179H70ZM203 180V179H202ZM220 180L222 181V179L220 178ZM258 180V179H257ZM143 181V180H142ZM157 181H158V179H157ZM160 181H158V182H160ZM188 181V180H187ZM194 181V182H193ZM199 181H200V179H199ZM198 181V182H199ZM9 182V181H8ZM45 182V181H44ZM56 182V181H55ZM201 182V181H200ZM205 182V181H204ZM2 183H4L3 182V180H2ZM46 183H48V181L47 182H45V184ZM140 183V182H139ZM142 183V182H141ZM140 183V184H141ZM197 183V182H196ZM214 183H215V186H216V182L214 181L213 182V185H214ZM36 184V183H35ZM44 184V183H43ZM159 184V183H158ZM162 184V185H163ZM263 184V183H262ZM40 185H41V183H40ZM48 185V184H47ZM144 185V184H143ZM160 186H161V184H159ZM200 185H201V183H200ZM232 185V184H231ZM148 186V185H147ZM153 186V185H152ZM159 186V187H160ZM43 187V186H42ZM41 187V188H42ZM190 187V186H189ZM197 187L198 186H196V189H197ZM200 187V186H199ZM4 188V187H3ZM2 188V189H3ZM28 188V187H27ZM30 188V187H29ZM44 188V187H43ZM80 188V187H79ZM150 188V187H149ZM162 188V189H163ZM259 188H261L260 187V185H259ZM25 189V188H24ZM64 189V188H63ZM201 189V188H200ZM199 189V190H200ZM32 191V190H31ZM162 191V193H160V192H158V194L160 193L161 195L160 196H162L163 198H165V199H167V197H169L170 195H172L173 194V192H170L171 190H169V192H163L164 190H161ZM191 191V190H190ZM214 191V190H213ZM212 191V192H213ZM36 193V192H35ZM174 193H176V198L178 197V199H180L179 198V195H180V193L176 190V189H174ZM203 193V194H204ZM9 194V193H8ZM8 194H7V196H8ZM37 194V193H36ZM167 194H169V196L167 195ZM175 194H173L172 196H171V198H173V196H174ZM264 195V194H263ZM1 196V195H0ZM11 196V195H10ZM32 196V195H31ZM63 196V195H62ZM97 196V195H96ZM159 196V197H160ZM260 196V195H259ZM65 197V196H64ZM64 197H63V199H64ZM21 198V197H20ZM170 198V197H169ZM195 198V200L197 201V199ZM209 198V197H208ZM207 198V199H208ZM260 198H262V197H260ZM23 199V198H22ZM25 199V198H24ZM48 198H46V200H47ZM161 199V198H160ZM175 199V198H174ZM177 199V200H178ZM190 199V198H189ZM191 199H193V198H191ZM4 200V199H3ZM12 200V199H11ZM11 200H9L6 204V206H7V208H9V207H11L12 206V201ZM25 200H27V199H25ZM30 201H31V199H29ZM65 200H66V197H65ZM163 201H164V199H162ZM176 200V199H175ZM203 200H204V198H203ZM260 200V199H259ZM0 201L2 202V198L0 197ZM11 201V202H10ZM37 201H38V199H37ZM48 201V200H47ZM51 201V200H50ZM53 201V200H52ZM128 201V200H127ZM126 201V204L128 203ZM160 201V200H159ZM163 201H160V202H163ZM166 201V200H165ZM164 201V202H165ZM172 201V200H171ZM187 201L188 200H186V199H184V198H182L181 200H180V207L183 209V208H187L188 209V211H189V217L188 218H190L191 220H192V222L194 223V225H193V227H191V228H195V229H198L199 227H202V229H203V227L206 225L207 227L205 228V229H207L206 230V233H207V235H206V238L205 239H207V240H205V242L204 243H208V245L207 246H209V249L211 250V253H210V255H212L211 257L209 256L208 257V255H207V252H206V256L208 257H206L207 259H209V258H215V260L213 259L212 260V262H214V261H216V260H218V261H221L220 260V257L222 258V255H220L218 258L216 257V252L217 251H221V252H219V253H225V254H227L226 252H228V249L227 248H224L223 247V245H222V241L220 240L221 238H222V236L224 235V233H228L227 231H229L230 233H228V235H230V238H231V236H234L233 234H232V232H231V229H233V228H231V227H229V226H226V225H224L223 223H225V222H222V220L221 219H223V218H218V216H217V218H213L212 217V213L211 212H213V210L210 212V213H208V211L207 212H203V213H206L207 215H202L201 214V216L202 217H200L199 215H198V213H200L199 211L200 210H202V209H206L207 208V206H203V205H200V206H196V205H193V203H187ZM193 201V200H192ZM196 201H195V203H196ZM201 198H200V200L198 199V202L199 203H201V202H204L203 204H206L205 203V201H201ZM4 202V201H3ZM61 202H62V198H61ZM125 202V201H124ZM136 202V201H135ZM197 202V203H198ZM38 203V202H37ZM40 203V202H39ZM89 203V202H88ZM130 203H132V202H130ZM208 203V202H207ZM63 204V203H62ZM67 204H68V202H67ZM76 204V203H75ZM163 204V203H162ZM168 204V203H167ZM167 204H163V205H167ZM172 204V203H171ZM171 204H169V207H172V209L174 208L173 206H170ZM177 204V203H176ZM182 204V205H181ZM2 205H4V203L2 204ZM37 205V204H36ZM100 205V204H99ZM135 205H137V204H135ZM162 205V208L161 209H163V206ZM174 205V204H173ZM199 205V204H198ZM22 206V205H21ZM27 206V205H26ZM31 206V205H30ZM38 206H41V205H38ZM44 206H47V205H44ZM53 206V205H52ZM75 206V205H74ZM86 206V205H85ZM127 206V205H126ZM129 206H131V205H129ZM175 206V205H174ZM218 206V205H217ZM224 206V205H223ZM35 207V206H34ZM128 207V206H127ZM131 207H134L133 205L131 206ZM178 207V206H177ZM176 207V208H177ZM253 207H256V208H253ZM27 208H28V206H27ZM30 208V207H29ZM48 208H49V206H48ZM102 208V207H101ZM104 208V207H103ZM111 208V207H110ZM134 208H136V207H134ZM166 208H167V206H166ZM165 208V209H166ZM208 208L211 210V208L208 206ZM214 208V207H213ZM212 208V209H213ZM242 209L244 208L245 210H244V212L246 211V212H248V213H251V215L249 216V214H248V216L251 218H253V217H255V224H256V226L257 225H259L260 226V230L262 231V232H264V201H263V203H261L260 201L258 202V200H256L255 202H254V204H253V206L251 207L250 206V204H247V205H245V204H243L242 205V207H241ZM46 209V208H45ZM171 209V208H170ZM171 209V210H172ZM208 209V210H209ZM18 210V209H17ZM97 210V209H96ZM104 210H105V208H104ZM132 210V209H131ZM160 210V209H159ZM170 210V211H171ZM174 210H176L175 208H174ZM216 210L217 209H215V212H216ZM155 211V210H154ZM154 211H153V213H154ZM161 211V210H160ZM163 211H165V210H162V212ZM173 211V210H172ZM171 211V212H172ZM178 211H180V210H178ZM183 211V210H182ZM219 211V210H218ZM257 211V212H256ZM107 212V211H106ZM132 212V211H131ZM161 212V213H162ZM241 212V211H240ZM256 212V213H255ZM16 213V212H15ZM51 213V212H50ZM74 213H76V212H74ZM176 213V212H175ZM219 213V212H218ZM35 214V213H34ZM87 214V213H86ZM111 214V213H110ZM166 214V213H165ZM212 214V215H211ZM131 215V214H130ZM129 215V216H130ZM151 215H153V214H151ZM157 215H158V213H157ZM151 216L150 217V225H149V228L151 229V230H154L153 232V236H154V239L155 240H161V242L163 241V242H166V243H168V245L170 244V245H172V246H176V243H175V238L173 237V235H172V233H174V232H177V229H176V227H174V225H175V223H176V221L175 220H171L172 222H174L173 223V226H171L170 228H168L167 230L165 229V227H166V225H165V227L164 228H162V224L164 225V222L162 221V219L163 218H161L160 216ZM161 215V214H160ZM177 215V214H176ZM180 215V214H179ZM184 216H185V218H186V215L185 214H183ZM216 215H217V213H216ZM168 216V215H167ZM173 216V215H172ZM188 216V215H187ZM224 216V215H223ZM222 215H221V217H223ZM245 216V215H244ZM182 217V216H181ZM216 217V216H215ZM25 218V217H24ZM81 218H82V220L84 221V222H82V224H84V226L86 225V223H88L87 222V219H85L84 217H83V215H81ZM80 218V219H81ZM177 218V217H176ZM175 217H174V219H176ZM210 218V219H209ZM249 218V219H250ZM164 219H165V217H164ZM178 220H179V218H177ZM183 218H181V220H182ZM217 219H219L220 221H221V225H219V223L217 222ZM239 219H241V218H239ZM245 219V218H244ZM14 220H16V219H14ZM29 220V219H28ZM103 220V219H102ZM129 220L131 221L132 220V217L130 216V218H129ZM166 221L165 222H167V220H168V218L167 219H165ZM187 220V219H186ZM224 220V219H223ZM105 221V220H104ZM239 222L240 221H242L241 223H243V219L242 220H238ZM250 221V220H249ZM248 221V222H249ZM0 222H1V220H0ZM11 222V221H10ZM12 222H13V224H14V221L12 220ZM16 222V221H15ZM106 222V221H105ZM110 222V221H109ZM179 222H180V220H179ZM183 222V221H182ZM189 222V221H188ZM251 222V221H250ZM17 223V222H16ZM15 223V224H16ZM178 223V222H177ZM185 223V222H184ZM190 223V222H189ZM12 224V225H13ZM14 224V225H15ZM20 224L21 223H19V224H17V225H15V227H17L18 228V225H19V227H20ZM78 224V223H77ZM82 224H81V226H82ZM165 224H167V223H165ZM169 225H170V223H168ZM180 224V223H179ZM203 224H205V225H203ZM9 225V223L7 224V226ZM11 225V226H12ZM25 225H27L26 224V222H25ZM25 225H22V226H24V227H26ZM169 225H167V226H169ZM186 225V224H185ZM191 225V224H190ZM203 225V226H202ZM100 226V225H99ZM102 226V225H101ZM100 226V227H101ZM197 226H199L198 228H196ZM1 227V226H0ZM10 227V226H9ZM8 227V228H9ZM87 227V226H86ZM186 227V226H185ZM188 227V226H187ZM251 227V226H250ZM255 227V226H254ZM5 228V227H4ZM21 228V227H20ZM239 228V227H238ZM2 229H3V227H2ZM12 229L14 230L15 228H13V226H12ZM12 229L10 228V230H11V232H14V233H18V231H16L15 232V230H18V229H15L14 231H12ZM89 229V228H88ZM99 229V228H98ZM163 229H165L164 231V233H163ZM205 229L204 230H202V232H204L205 231ZM242 229V228H241ZM254 229V228H253ZM3 230H5V229H3ZM9 230V229H8ZM22 230H24L23 228H22ZM33 229H31V231H32ZM78 230H80V229H78ZM189 230V229H188ZM19 231H20V229H19ZM81 231V230H80ZM122 231V230H121ZM179 231V230H178ZM200 231V230H199ZM199 231H197L198 233L197 234H200V232ZM240 231V230H239ZM257 231V230H256ZM6 232V231H5ZM10 232V233H11ZM29 232V230H27V231H25V235L23 234V232L21 233V234H23V236H26L27 234L26 233H28ZM38 232V231H37ZM111 232H113V231H111ZM193 232V231H192ZM196 232V231H195ZM201 232V235L203 234V236H204V233H202ZM237 232H238V230H237ZM1 233V232H0ZM34 233V232H33ZM79 233V232H78ZM103 233V237H104V233L105 232H102ZM121 233V232H120ZM155 233H159L160 235L162 234H165V239L164 238H160V237H158V236H156V234ZM170 233V234H169ZM194 233V232H193ZM234 233V232H233ZM239 233V232H238ZM1 234H3V233H1ZM7 234H8V232H7ZM30 234H31V232H30ZM105 234H107V232L105 233ZM111 234V233H110ZM155 234V235H154ZM158 234V235H159ZM168 234V235H167ZM176 234V233H175ZM179 234V233H178ZM187 234V233H186ZM190 234V233H189ZM235 234H237V233H235ZM240 234H241V231H240ZM245 234V233H244ZM6 235V234H5ZM5 235H3V237L5 236ZM11 235L13 236L14 234L13 233H11ZM100 235V234H99ZM167 235V236H166ZM192 235V234H191ZM238 235V234H237ZM247 235V234H246ZM254 235V234H253ZM1 236V235H0ZM17 236V235H16ZM28 236V235H27ZM72 236V235H71ZM102 236H101V238H102ZM113 236H115L114 234H113ZM185 236V235H184ZM186 236H188V235H186ZM185 236V237H186ZM198 235H194V237L193 236H191V237H193V239H195V240H198V239H200V238H198L197 237ZM202 236V237H203ZM225 236V235H224ZM223 236V237H224ZM242 236V235H241ZM249 236V235H248ZM17 237H19V235L17 236ZM16 237V238H17ZM180 237V236H179ZM179 237H178V239H179ZM190 237V236H189ZM237 237V236H236ZM254 237V236H253ZM15 238V239H16ZM24 238V237H23ZM27 239H29V237H26ZM69 238V237H68ZM88 238V237H87ZM87 238H86V240H87ZM100 238V240H102ZM114 238V237H113ZM168 238H174V239H172V240H170V239H168ZM239 238V237H238ZM257 238H259V237H257ZM261 238V237H260ZM259 238V239H260ZM20 239H21V237H20ZM25 239V238H24ZM23 239V240H24ZM92 239H94L93 237H92ZM92 239H90V240H92ZM98 239V238H97ZM222 239H224V238H222ZM249 239V238H248ZM248 239H246V240H248ZM259 239H256V237H255V241H256V245L257 246H259V243H260V240ZM120 240V239H119ZM194 240V241H195ZM201 240V239H200ZM218 240H219V243H220V248L218 247V246H216V247H218L219 249L218 250H214V246L216 245V243L218 242ZM227 240V239H226ZM240 240V242H241V238L239 239ZM245 240V241H246ZM251 240V239H250ZM14 241V240H13ZM20 241V240H19ZM26 241V240H25ZM32 241V240H31ZM46 241V240H45ZM44 241V242H45ZM103 241H104V239H103ZM183 241V240H182ZM185 241V240H184ZM183 241V242H184ZM188 241V240H187ZM193 241V242H194ZM232 241V240H231ZM237 241V240H236ZM24 242V241H23ZM30 242V241H29ZM77 242H79V240H77ZM91 242V241H90ZM191 241L189 240V243H190ZM198 242V241H197ZM211 242V243H210ZM249 242V241H248ZM17 243H18V240H17ZM16 243V244H17ZM33 243V242H32ZM31 243V244H32ZM46 243V242H45ZM48 243V242H47ZM93 244H94V241L92 242ZM178 243V242H177ZM181 243V242H180ZM185 243L186 244H188L186 241H185ZM203 243V242H202ZM203 243V245H205ZM211 245H210V244ZM233 243V242H232ZM236 243V242H235ZM245 243V242H244ZM15 244V245H16ZM21 244H22V242H21ZM27 244H29V243H27ZM199 244V243H198ZM224 244V243H223ZM226 244V243H225ZM230 244V243H229ZM30 245V244H29ZM101 245V244H100ZM116 245H117V243H116ZM118 245H119V243H118ZM169 245V246H170ZM178 245H180V244H178ZM218 245V244H217ZM237 246H238V244H236ZM246 245V244H245ZM49 246V245H48ZM103 246V245H102ZM183 246V245H182ZM186 246V245H185ZM188 246H190V247H193V243L191 242V245H188ZM206 246V245H205ZM227 246V245H226ZM234 246V245H233ZM247 246H248V244H247ZM250 246H252V243H251V245ZM250 246H249V248H250ZM23 247H24V245H23ZM54 247H56V246H54ZM95 247H100V246H95ZM94 247V248H95ZM178 247V246H177ZM184 247V246H183ZM195 247V246H194ZM197 247V246H196ZM239 247V246H238ZM27 248V247H26ZM33 248H35V245H34V247ZM101 248V247H100ZM172 248V247H171ZM174 248V247H173ZM172 248V249H173ZM176 248V247H175ZM205 248V247H204ZM230 248V247H229ZM236 248V247H235ZM240 248V247H239ZM249 248L247 249V250H249ZM189 249V248H188ZM187 249V250H188ZM192 249V248H191ZM206 249H207V247H206ZM243 250H244V248H242ZM7 250V249H6ZM106 250V249H105ZM105 250H102L101 249V254H100V257H102V255L104 256V254H103V251H105ZM184 251H185V249H183ZM205 250V249H204ZM236 250V249H235ZM240 250V249H239ZM232 251V250H231ZM241 251V250H240ZM194 252V251H193ZM196 252V251H195ZM209 252V251H208ZM17 253H19V252H17ZM218 253V252H217ZM234 253V252H233ZM240 253V252H239ZM255 253V252H254ZM193 254H195V253H193ZM224 254V255H225ZM242 254H244L243 253V251H242ZM14 255V254H13ZM18 255V254H17ZM38 255V254H37ZM93 255V254H92ZM91 255V256H92ZM190 255H192V254H190ZM219 255V254H218ZM228 255H230V254H227V256ZM241 255V254H240ZM35 256V255H34ZM196 256H198V255H196ZM232 256V255H231ZM230 256V257H231ZM234 256V255H233ZM238 256H239V254H238ZM237 256V257H238ZM255 256H256V254H255ZM254 256V257H255ZM37 257V256H36ZM192 257V256H191ZM199 257V256H198ZM225 257V256H224ZM240 257V256H239ZM238 257V258H239ZM245 257V256H244ZM11 258V257H10ZM73 258V257H72ZM188 258H189V256H188ZM194 258V257H193ZM201 258H204V257H201ZM242 259H243V257H241ZM256 258V257H255ZM45 259H46V257H45ZM93 259V258H92ZM196 259V258H195ZM234 259V258H233ZM245 259V258H244ZM243 259V260H244ZM11 260V259H10ZM12 260H13V258H12ZM75 260V259H74ZM91 260V259H90ZM120 260V259H119ZM198 260V259H197ZM203 260V259H202ZM240 260V259H239ZM248 260V259H247ZM41 261V260H40ZM97 261V260H96ZM121 261V260H120ZM123 261V260H122ZM152 261V260H151ZM209 261H210V259H209ZM224 261V260H223ZM256 261H258V258L256 259ZM195 262H196V260H195ZM199 262V261H198ZM222 262V261H221ZM221 262L219 263V264H221ZM225 262V261H224ZM227 262V261H226ZM235 262H237V261H235ZM243 262V261H242ZM248 262V261H247ZM27 263V262H26ZM76 263V262H75ZM189 263H191V262H189ZM204 263H205V260H204ZM208 264L210 263V262H207ZM215 263H217V262H215ZM217 263V264H218ZM234 263V262H233ZM238 263V262H237ZM20 264V263H19ZM117 264V263H116ZM155 264V263H154ZM211 264H214V263H211Z\"/></svg>", "mask_w": 264, "mask_h": 264}, {"label": "snow or ice", "instance_id": "obj_3", "mask_svg": "<svg viewBox=\"0 0 264 264\" xmlns=\"http://www.w3.org/2000/svg\"><path fill=\"white\" fill-rule=\"evenodd\" d=\"M81 5L79 4H72L70 6H61V5H57L54 2H52V0H48L47 3H37L36 0H29V3L25 4V3H20V4H10L7 2V0H4V2L2 3V5H0V7H2L5 10V13L7 14V12L9 10H14V9H23V8H28V7H41V8H48L49 10H54L57 7H68L69 8V17H70V13H71V9L80 7ZM187 5V0H123L122 4H115V3H111V4H105L104 0H87V3H85L83 5V7L90 9V19L95 22L97 19H99V24H94V30L95 29H103L105 27L106 24V20L104 17V13L101 12L102 9H106L107 10V15H111L114 11L115 12H121L122 11V15H119L117 18L121 21L128 19V20H132L135 21L136 19H139L142 23H154L155 21H162L163 24L167 25L174 17H176L177 15L180 14L181 10L186 8ZM195 11L196 14L195 16H193V27H192V39H191V43L189 45V48H192L193 46L196 45L197 43V36H200V42L202 44L207 43V42H211L214 45L217 44L216 42V37L213 35V31H214V24L216 23L217 20L220 19H226L228 17V15L230 14L231 16H236L238 12L242 11V9L238 6H233L231 0H196L195 3ZM254 11L257 13V17L255 19L252 20L251 24L252 27L255 28L256 27V23H257V19H259V13L264 12V0H260L259 4L257 5V7L254 9ZM246 14V13H245ZM66 17V18H69ZM197 17H203L202 22L200 23V30L199 33L197 32ZM4 28L8 27L7 24V20H5L4 24H3ZM239 27V26H237ZM235 29H229V31H234ZM5 36H7V33H5ZM154 42V41H153ZM252 43L255 44H260V43H264V35H261L259 40L257 41H253ZM148 47H151V45H148ZM218 52H217V56L218 59L220 60H225V45L224 42H220L218 45ZM241 47V45L237 44L236 48L239 49ZM16 51L18 52L19 49H16ZM230 54V53H229ZM145 55H147V52L145 51ZM250 60L252 59L251 57L249 58ZM259 61L261 62L262 65H264V53H261V55L259 56ZM177 63H179V61H177ZM191 65H189V80H188V86L192 87L193 86V80L191 79L192 76V71H191ZM241 69L244 68V65L241 64ZM173 69H175V65L173 66ZM231 72L233 75L234 80L236 81V88H237V96L240 95L239 93V89L241 86L246 87L247 89L251 90L252 89V77L253 75L256 76H260L262 72H264V67H261V69L259 71H248L246 73H243L241 71H238L237 69V65L235 63L232 64L231 66ZM259 93H260V100L264 101V83L261 84L260 89H259ZM260 106H264V105H260ZM33 140H35V137H33ZM17 151H19V148L17 149ZM124 149L121 148L119 149V152H123ZM4 155V150L0 149V157H3ZM166 155V154H165ZM39 156L40 157H45V152L43 151V149H39ZM120 158L119 154L117 155L116 159L118 160ZM134 157H130V159H133ZM20 159L22 160L23 157H20ZM145 159H147V157H145ZM127 163V161H126ZM40 167L42 169L47 168V164L44 160L41 161L40 163ZM113 169H115V162H113L112 164ZM6 170L12 172L13 174L15 173H19L20 172V165L18 164L16 167L14 168H8L6 166ZM34 169L32 167H29L28 172L31 173ZM161 170H163V163H161ZM261 171H264V157L261 158ZM45 175L49 178V180H51V178L53 176H55V179L58 182H62L64 181V177L59 175L58 172H53L52 169L48 168L47 172L45 173ZM5 176V172L4 171H0V178H3ZM19 179L23 180L25 179V177L20 176L18 177ZM157 179L159 180L160 177H157ZM16 183V179H12L10 181L11 185H15ZM178 183L183 184L184 181L180 180L178 181ZM28 187L30 188H34L36 187L35 183L33 182H29ZM72 187L74 188L75 185H72ZM68 190V186L65 183L64 185V191ZM153 191H155V189H153ZM262 191H264V185H262ZM54 194H55V198L58 200L60 199L61 196V192H60V185L58 183L57 187L54 189ZM103 196V194H101ZM4 200H7L8 197L7 195L3 196ZM49 200L51 199V197L48 198ZM77 199H79L77 197ZM40 202L41 204H46L47 201L44 199L43 194H41V198H40ZM29 203L35 205L36 204V200L35 198H33ZM65 203H67V201H65ZM80 203H84L83 200L80 201ZM17 205H12V208L9 209L8 212V216L10 217L12 215V210L16 207ZM36 212L39 213H44V220L43 223L44 224H49L50 223V219L51 216H57L58 214L55 211H52L51 214L49 215L45 209L37 207ZM0 211H2V208H0ZM61 211H63V209H61ZM89 211H91V209H89ZM82 215V214H81ZM96 222L100 221V217L99 215H97L96 213H93ZM114 219V217H113ZM29 223L37 226L40 228V232H41V244L38 245V248H42V245L44 243V234L48 233L49 230L46 227L41 226V221L39 219H32L29 221ZM68 225L65 224L64 227H67ZM139 226V225H137ZM125 228L127 229V225H125ZM257 231L260 232L261 234V239H260V243L259 246L257 247L256 245V241L254 238H250L252 239V246L249 248L248 250V262L249 264H256V259H254L252 253L253 251L256 252V258H258V264H264V232H261L260 230V226L257 225L256 226ZM105 231H111L107 225L104 226ZM150 231V229H149ZM127 234V233H126ZM250 235V234H249ZM61 239H63L65 241V243H69V238L65 237V236H61ZM77 237L76 235H72L71 236V241L76 240ZM113 237L111 235L108 236V238L104 241V245L106 247V249L108 250V255H106L103 259V261H93L91 262V264H116V262L113 260L114 257L117 256L118 252H120L123 248L124 245L128 243V240L124 239V237L120 238V243L117 246H114L113 243H111L113 241ZM231 239L233 241V245H235V236H231ZM5 241L6 242H10L11 241V236H7L5 237ZM153 243H156V241H152ZM136 243L138 244L139 241L137 240ZM49 244V248L48 251L53 253V255L55 256V259L49 261H45V255L46 253H38V259H40L41 261H45V264H63V261L61 259V255H56V247H59L60 245H56V247H53V240L50 239L48 241ZM161 247H163V245H161ZM204 245L201 244L200 245V249H203ZM169 251H171V249H168ZM29 251L31 250H25L24 255L28 256L29 255ZM96 251H100L99 248L96 249ZM136 252H140L141 249L137 248L135 249ZM69 255L71 256H75L76 259L79 261V264H89V262H87L84 258V255H81L80 250L77 249L75 252L69 251ZM87 255V254H85ZM176 255H180L179 252L176 253ZM0 264H13V261L8 259L5 256V252L3 250V246H0ZM27 264H34L33 261L29 260L27 262ZM69 264H71V262H69ZM136 264H150V262L148 261L147 257L144 258H137L136 259ZM193 264H195V262H193ZM206 264V262H205Z\"/></svg>", "mask_w": 264, "mask_h": 264}]
</instances>
